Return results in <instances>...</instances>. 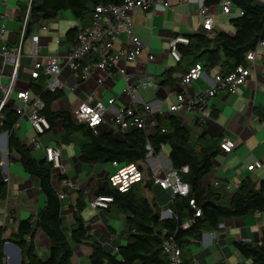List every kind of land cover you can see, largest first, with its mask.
Here are the masks:
<instances>
[{
  "label": "trees",
  "instance_id": "obj_1",
  "mask_svg": "<svg viewBox=\"0 0 264 264\" xmlns=\"http://www.w3.org/2000/svg\"><path fill=\"white\" fill-rule=\"evenodd\" d=\"M221 1L204 0V3L218 5ZM232 1L244 12L229 19L234 33L219 29L208 31L199 25L187 35L190 39L188 44H178L181 59L165 72L164 83H174L172 74L175 71L184 73L195 63H201L208 72L220 68L223 73L247 63L248 51L260 39L264 40V2ZM121 2L123 0H32L27 34L42 22L56 19L62 11H70L81 26H89L97 5ZM19 8V20L22 21L27 1L20 0ZM76 32L77 27L69 28L67 39L75 42ZM31 87L45 101L41 112L49 120L50 130L60 122V141L78 146L87 163L117 162L125 165L136 162L144 169L142 164L148 145L155 152L161 149V144L169 145L172 167L180 170L184 165L189 166V171L182 172L181 176L189 183L190 191L188 195L172 196L169 190L157 185L162 189V195L166 191L172 196L169 203L172 215L163 217L157 199L147 197L146 191L155 186L150 170L145 169L143 180L126 191L114 188L108 178L98 189L97 195H112L113 201L105 208L106 211L113 209L124 216L125 227L119 237L107 240V243L89 233L87 222L82 216L87 206L82 196L76 201L74 221L67 235L63 228L62 200L52 181L54 167L43 151L41 155L35 154L22 140L15 126L19 114L12 104L7 103L1 109L0 134H8V160L21 164L28 174L38 179L45 203L35 216L21 219L17 230L8 238L5 237L6 225L0 223V264H7L4 252L6 240L12 241L20 249V264H74L75 244L90 246L89 264H168L169 257L162 246L165 238H174L178 242L183 264H193L189 246L201 241L204 232L219 229L226 219L264 209V179L257 184L247 176L230 193L205 183L204 178L214 167V159L222 150L220 136L203 132L194 137L183 124L182 118L175 113L155 115L152 132L146 128L130 127L124 130L120 138L111 131L98 133L87 123L76 119L72 110L52 109L53 101L63 95V90L47 89L43 78L35 80ZM256 112L261 118L264 116L261 109H256ZM56 144L59 145V141ZM2 161L4 159L0 151V204L6 199L9 187ZM190 200H194V205ZM197 210H200V215H196ZM188 220L191 223L184 228L183 224ZM39 229L49 240V254L46 257L39 254L35 244L34 238ZM121 239H125V242H121ZM235 246L244 259L243 263L264 264V229L259 242L238 241Z\"/></svg>",
  "mask_w": 264,
  "mask_h": 264
},
{
  "label": "crops",
  "instance_id": "obj_2",
  "mask_svg": "<svg viewBox=\"0 0 264 264\" xmlns=\"http://www.w3.org/2000/svg\"><path fill=\"white\" fill-rule=\"evenodd\" d=\"M19 1L0 0V26L4 25L6 28L5 34L0 37V85L1 83L3 85L8 83L11 69L9 64H3L1 47L3 43L14 46L19 41L21 27ZM169 1L171 3L169 6L158 3L153 10L137 9L132 12L135 33L141 38L144 47L140 60L127 64L128 71L154 76L156 84L148 87L136 86V89L145 102L156 101L157 103L159 101L164 114L172 113L168 111L169 105L174 102L175 91L179 90L178 75L183 73L175 71L172 74L174 83L169 81L164 83L165 72L178 62L170 55L169 41L173 36L192 33L200 25V22H194L193 16L198 15L199 17L198 7L204 2V0H191L187 3H181L178 0ZM209 6L213 7L218 17L220 12L217 11V4ZM59 16L62 18L68 16L75 20L77 25L78 20L74 19L69 11H62ZM221 25L217 19L214 29L222 30ZM229 25L228 32L234 33V27ZM55 31L59 36L61 35L59 30ZM32 32L38 33L39 31L34 29ZM66 32H64L63 41L59 37L56 39L55 36L40 35V45L43 49L41 55H51L57 51L64 52L70 46L72 47L74 42L67 39ZM29 34L27 35L29 36ZM25 48L27 50L30 48L29 39L25 42ZM149 54L154 55L152 60L148 59ZM22 62L18 89L32 90L31 85L35 80L31 79L30 71L34 58L25 54ZM97 74L104 78L103 83L97 82L96 77H94L96 74L86 81L82 80L81 76L75 73L68 64L63 65L59 77L67 84V87L61 89L63 95L53 101L52 109L55 111L63 108L73 110L83 101L93 104L99 99L107 101L111 97L116 99L115 104L117 106L133 105L131 96L124 91L126 82L122 76L105 71H100ZM41 78L44 79L45 84L46 78ZM206 86L202 79L195 80L193 83L194 88ZM139 89L145 90V93H140ZM9 103L15 108L24 106V102L16 99L14 95ZM256 109H261L264 112L263 55L258 57L256 71L249 76L246 85L240 86L236 93L220 91L211 99L210 116L202 124L194 118L192 111L175 112L182 118L183 124L194 137L205 132L210 136H220L221 143L226 138L235 140V145L231 151L227 152L222 148L215 157L214 167L204 178L205 183L217 186L225 193H230L247 176H250L257 184L264 179V116L261 118ZM112 115L111 111L105 113L104 121L96 126V132L111 131L120 138L124 130L113 125ZM151 122L152 114L145 121V128L150 132L153 131L155 124H151ZM18 130L22 140L33 149V152L41 155L42 151L33 147V137L36 136V133L27 117L21 118ZM61 130V123L59 122L56 127L39 135V137L44 144L57 143L58 141L60 143L62 167H54L52 181L62 200L61 213L65 233L70 234L71 224L74 221L75 204L78 197L82 196L87 203L82 216L87 222L89 233L98 240H105L104 242L117 239L125 227L124 216L119 215L121 218L119 223L113 219L116 213L113 209L107 212L105 208L89 206L90 199L97 195L98 189L115 171V167L112 163H87L78 146L60 141ZM7 139V132L0 134V151L2 154H8ZM256 161L261 163V167L249 169L248 166ZM4 163L3 172L9 187L6 199L0 204V223L6 225L5 237L8 238L17 230L21 219L36 215L45 203V195L38 179L28 174L21 164L10 162L8 156ZM157 185L155 183L154 188L148 190L147 197L156 198L161 205V211L170 210L169 203L172 196L170 197L166 191H164L165 195H162V189H159ZM263 229L264 209L226 219L219 225V229L204 232L201 241L190 244L189 249L193 256V264H244V259L237 250L235 243L238 241L259 242L262 238ZM108 230L113 232L110 233ZM34 239L39 254L46 257L50 247L48 238L39 229ZM120 241L123 242V239ZM6 242L11 243L8 244L7 248L4 247L7 264H19L21 254L20 250L18 251V246L16 247V244L10 240H6ZM73 248L74 264H89L90 246L75 244Z\"/></svg>",
  "mask_w": 264,
  "mask_h": 264
},
{
  "label": "built area",
  "instance_id": "obj_3",
  "mask_svg": "<svg viewBox=\"0 0 264 264\" xmlns=\"http://www.w3.org/2000/svg\"><path fill=\"white\" fill-rule=\"evenodd\" d=\"M8 1V0H4ZM32 0H27V8L21 21L19 31V41L14 46L3 43L1 53L3 54V64L11 66L9 81L3 85L1 83L0 97V117L1 109L14 95L16 99L24 102V106L16 108L19 118L15 122L18 127L20 120L27 117L34 129L36 136L33 137V147L44 152L48 161L53 167H62L61 147L56 143L44 144L39 135L51 129V124L47 117L42 114L45 101L30 89H18L21 80L19 72L23 66L22 58L25 54L34 58L30 76L33 80L41 77L46 78L45 87L51 91L64 89L67 84L61 80L59 74L63 65L68 64L72 70L81 76L82 80H88L92 76L96 77L98 83H103L104 78L97 74L100 71L117 73L126 82L124 91L131 96L132 106H117L115 98L111 97L107 101L101 99L95 103L83 101L77 108L72 110V115L79 121L90 125L95 131L96 126L104 121L107 111L112 112L113 125L119 129L127 130L130 127H146V119L152 114V122H155V115L164 114V110L159 101L145 102L136 89V86L148 87L156 84L153 75L138 74L128 71L127 64L140 60L143 53V42L135 33L133 11L137 9L153 10L158 3L169 6V0H123L120 4H105L95 7L92 21L89 26L83 27L77 22V32L74 45L64 52L57 51L55 54L42 56L39 33L27 35V25L30 19V5ZM187 3L191 0H178ZM264 2V0H260ZM217 11L228 15H242L243 10L236 6L232 0H222L217 6ZM198 14L201 18L200 25L208 31H212L217 23V14L213 7L202 2L198 7ZM6 28L0 26V37L5 34ZM30 40V48H25L26 40ZM59 41V40H58ZM190 41L187 35L173 36L169 41L170 55L176 60L181 59L178 44H188ZM264 56V40L260 39L254 48L246 55L247 63L238 65L233 71L223 73L220 68H215L208 72L201 63H195L189 69L178 75L179 90L175 91V99L169 105V112H190L194 118L202 124L210 116L211 99L220 91L236 93L240 86L246 85L250 75L256 71L257 59ZM153 54H149L148 59L152 60ZM202 79L207 85L204 88H194L195 80ZM235 145V140L226 138L221 143L222 148L229 152ZM165 145L161 144V149L155 152L148 145V152L144 163V169L140 163H129L119 165L113 162L115 171L109 176L110 184L119 191L130 189L135 183L144 178L145 169L152 172L154 183L169 190L172 196L176 194L188 195L190 191L189 183L183 180L181 173L188 172L189 166L184 165L180 170L172 167L171 162L163 152ZM2 165L5 166L4 161ZM261 167V163L256 161L248 166L249 169ZM113 201L112 195H95L89 201L92 208H106ZM194 205V200H190ZM170 210H162L163 217H170ZM200 215V210L196 211ZM191 220L186 221L183 227L190 225ZM164 251L169 257L168 264H183V257L178 242L174 238H165L162 243ZM255 264V263H244Z\"/></svg>",
  "mask_w": 264,
  "mask_h": 264
},
{
  "label": "rangeland",
  "instance_id": "obj_4",
  "mask_svg": "<svg viewBox=\"0 0 264 264\" xmlns=\"http://www.w3.org/2000/svg\"><path fill=\"white\" fill-rule=\"evenodd\" d=\"M234 16H236V15L222 14L221 11H220V13H218V17H217L218 22L220 24H222L220 28L222 30L228 31L229 30L228 26H230L229 25L230 24L229 19L234 17ZM66 17L62 18V17L59 16L56 19L49 20V21H44V22H42L41 25L37 26L35 28V30H38L39 31L38 33L41 36H47V35L55 36L56 39L59 37L60 40L63 41L64 40V34H65L64 32H66V30H68L69 28L74 27L76 25V21L75 20L70 19L68 16H66ZM193 17H194L193 18L194 22H196V23L200 22L201 18L198 17V15H194ZM55 30H59L61 35L59 36V34L56 33ZM172 62H173V60H172ZM139 91L142 94L145 93V90H143V89H139ZM163 152H164V154L166 156H168L169 153H170V146L169 145H165V147L163 149ZM146 193H148V190L146 191ZM114 211L116 213L114 214L113 219L120 223L121 222V218L119 217V215H121V214H119L116 210H114ZM119 223H118V226H119ZM123 242H125V239H123ZM9 249L11 250L12 248H9ZM15 261H17V260H15Z\"/></svg>",
  "mask_w": 264,
  "mask_h": 264
},
{
  "label": "water",
  "instance_id": "obj_5",
  "mask_svg": "<svg viewBox=\"0 0 264 264\" xmlns=\"http://www.w3.org/2000/svg\"><path fill=\"white\" fill-rule=\"evenodd\" d=\"M5 133H6V132H5ZM6 158H7V154H3V159L6 160ZM4 175H5V173H4ZM8 244H11V243L6 242L4 247L7 248ZM15 246L17 247V245H15ZM17 248H18V247H17ZM19 250H20V249L18 248V251H19ZM19 264H20V263H19Z\"/></svg>",
  "mask_w": 264,
  "mask_h": 264
}]
</instances>
